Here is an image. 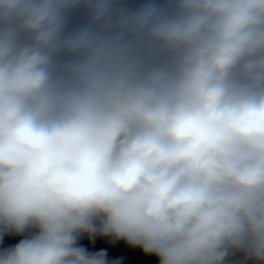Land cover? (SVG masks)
I'll list each match as a JSON object with an SVG mask.
<instances>
[{"label": "clouds", "instance_id": "1", "mask_svg": "<svg viewBox=\"0 0 264 264\" xmlns=\"http://www.w3.org/2000/svg\"><path fill=\"white\" fill-rule=\"evenodd\" d=\"M0 264H264V0H0ZM241 257V259H234Z\"/></svg>", "mask_w": 264, "mask_h": 264}, {"label": "water", "instance_id": "2", "mask_svg": "<svg viewBox=\"0 0 264 264\" xmlns=\"http://www.w3.org/2000/svg\"><path fill=\"white\" fill-rule=\"evenodd\" d=\"M131 2H137V0H131ZM26 235L27 233L25 235H5L3 240H0V249L14 247ZM77 244L91 254L103 251L108 264H159L156 256L145 254L138 247H132L123 240H113L108 236L89 237L85 234L78 239ZM234 259H241V257H234Z\"/></svg>", "mask_w": 264, "mask_h": 264}]
</instances>
